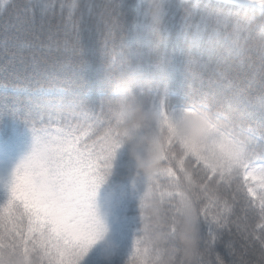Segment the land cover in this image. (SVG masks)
Masks as SVG:
<instances>
[{
  "label": "snow or ice",
  "instance_id": "snow-or-ice-1",
  "mask_svg": "<svg viewBox=\"0 0 264 264\" xmlns=\"http://www.w3.org/2000/svg\"><path fill=\"white\" fill-rule=\"evenodd\" d=\"M0 264H264V0H3Z\"/></svg>",
  "mask_w": 264,
  "mask_h": 264
},
{
  "label": "clouds",
  "instance_id": "clouds-1",
  "mask_svg": "<svg viewBox=\"0 0 264 264\" xmlns=\"http://www.w3.org/2000/svg\"><path fill=\"white\" fill-rule=\"evenodd\" d=\"M122 83H127V80H123ZM130 120L128 121L129 127H135L136 125H140L143 127H153L155 124V117L154 116H146L143 112L137 110L134 107H130L129 109ZM205 117L198 116V115H190L185 123L184 126L177 129V134H181V132L187 129L199 128L205 122ZM155 131L150 132V134L144 137L141 140V143L137 146V151L139 148L144 147L145 145L149 146L150 152L147 159L138 156V162L141 164L143 170H150L151 167L154 166V150L156 148L155 139H156ZM136 152L134 151V155ZM187 243V241H186ZM191 260V258H189Z\"/></svg>",
  "mask_w": 264,
  "mask_h": 264
},
{
  "label": "trees",
  "instance_id": "trees-1",
  "mask_svg": "<svg viewBox=\"0 0 264 264\" xmlns=\"http://www.w3.org/2000/svg\"><path fill=\"white\" fill-rule=\"evenodd\" d=\"M3 3V0H0V4ZM131 107L135 108V105L132 104ZM130 120V115L128 117V121ZM129 125V123H128ZM150 134V132H141L140 134H138L137 136H134L131 140H130V145L131 147L129 148L128 152L126 153L125 157H124V164L125 165H129L131 164L134 168L135 166L139 163L138 162V156L147 159L149 156V146L145 145L142 148H139V150L137 151V146L141 143V140L148 136ZM134 151L136 152V154L134 155ZM141 172H143V169H141ZM165 207L171 209L172 205L168 204ZM175 237H176V243H182L183 242V232H184V224L183 222L177 218V222L175 223ZM169 247H171V243L169 244ZM165 259H167V257H165Z\"/></svg>",
  "mask_w": 264,
  "mask_h": 264
}]
</instances>
